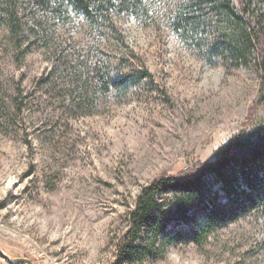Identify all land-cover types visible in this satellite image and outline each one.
<instances>
[{"label":"rangeland","instance_id":"obj_1","mask_svg":"<svg viewBox=\"0 0 264 264\" xmlns=\"http://www.w3.org/2000/svg\"><path fill=\"white\" fill-rule=\"evenodd\" d=\"M253 1L264 26V0ZM183 3L189 5L141 0L129 11L114 4L90 20L56 0H0L5 254L33 264H113L144 185L197 160L214 161L237 134L264 135L255 47L245 60L223 54L214 46V18L197 6L183 8L195 19L177 28L172 15ZM75 70L90 94L80 107L69 101ZM143 71L149 76L139 80ZM104 73H129L131 82L105 92L98 82ZM143 238L144 257L123 264H264L258 213L216 230L201 245ZM0 264L12 263L0 255Z\"/></svg>","mask_w":264,"mask_h":264},{"label":"trees","instance_id":"obj_2","mask_svg":"<svg viewBox=\"0 0 264 264\" xmlns=\"http://www.w3.org/2000/svg\"><path fill=\"white\" fill-rule=\"evenodd\" d=\"M140 1L56 0L57 4L71 5L90 20H97L100 13L109 11L114 4L120 10H135L139 8ZM187 2L189 5L183 3L182 9L179 8L172 15L177 28L195 19L183 8L197 6L202 11H208L219 28V37L214 40V46L221 48L223 54L238 60H245L255 47L260 59L258 71L264 81V26L261 14L254 11V1ZM10 16L9 26L21 47L24 42L18 39L20 33L17 23L13 21V14ZM55 72L56 69L48 71L46 78L49 79L48 75ZM148 76L149 73L143 71L138 79ZM72 78L76 84L71 90L69 101L80 107L90 95L87 83L82 85L87 79H84L81 70H75ZM131 78L129 73L119 77L104 73L99 76L98 82L108 92L112 86L129 85ZM250 213L264 215V135L249 137L240 133L220 149L214 161L197 160L178 174H162L141 188L134 208L128 214V227L113 264L132 261L137 255L143 258L145 253L141 251L147 250L139 243L147 239L143 238V234L151 236V244L163 236L172 243L185 241L201 245L209 234Z\"/></svg>","mask_w":264,"mask_h":264},{"label":"water","instance_id":"obj_3","mask_svg":"<svg viewBox=\"0 0 264 264\" xmlns=\"http://www.w3.org/2000/svg\"><path fill=\"white\" fill-rule=\"evenodd\" d=\"M0 255L6 259L7 261H9L12 264H21V263H26V264H33V262L28 259V258H11L10 256H8L7 254H5L2 249L0 248Z\"/></svg>","mask_w":264,"mask_h":264}]
</instances>
